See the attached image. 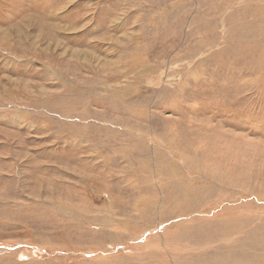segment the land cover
I'll list each match as a JSON object with an SVG mask.
<instances>
[{"label":"rangeland","instance_id":"obj_1","mask_svg":"<svg viewBox=\"0 0 264 264\" xmlns=\"http://www.w3.org/2000/svg\"><path fill=\"white\" fill-rule=\"evenodd\" d=\"M263 6L0 0V264H92V240L118 239L126 257L181 264L185 207L203 205L212 234L264 218ZM54 202L65 216L31 219Z\"/></svg>","mask_w":264,"mask_h":264},{"label":"bare ground","instance_id":"obj_2","mask_svg":"<svg viewBox=\"0 0 264 264\" xmlns=\"http://www.w3.org/2000/svg\"><path fill=\"white\" fill-rule=\"evenodd\" d=\"M259 1V0H258ZM226 2V1H225ZM252 3V2H251ZM251 3L249 4V6L251 5ZM226 5V4H225ZM254 5V4H252ZM184 6V5H183ZM182 7V6H181ZM264 7V6H263ZM255 8V7H254ZM253 8V9H254ZM238 9V8H237ZM257 9V8H256ZM227 10V9H226ZM243 10V9H242ZM262 12V11H261ZM264 12V11H263ZM253 13V12H252ZM257 14V13H255ZM165 15V14H164ZM258 17V16H257ZM262 17V16H261ZM31 21V20H30ZM245 24V23H244ZM243 24V25H244ZM237 27V26H236ZM261 29V28H260ZM67 30V29H66ZM201 30V29H200ZM206 31V30H205ZM259 31V30H258ZM201 32V31H200ZM228 32V31H227ZM230 32V31H229ZM233 32V31H232ZM262 33V31H260ZM198 33V32H197ZM234 33V32H233ZM260 33V34H261ZM10 34V33H9ZM209 34V33H208ZM226 34V33H225ZM231 35V34H230ZM246 35V33H245ZM250 35V34H249ZM254 35V34H253ZM40 36V35H39ZM189 36V35H188ZM236 36V35H235ZM258 36V35H257ZM225 37V36H224ZM247 37V36H246ZM253 37H256L255 35ZM221 38V37H220ZM237 38V37H236ZM261 39V37H258V39ZM238 39V38H237ZM254 40V38H253ZM192 41V40H191ZM248 41V40H247ZM204 42V41H203ZM210 42V41H209ZM242 42V41H241ZM257 43V42H256ZM238 44V43H237ZM248 44V43H247ZM260 44V43H259ZM60 45V44H59ZM58 45V46H59ZM170 45V44H169ZM173 46V45H172ZM234 46V45H233ZM242 46V45H241ZM246 46V45H245ZM254 46V45H253ZM61 47V46H59ZM171 47V46H170ZM231 47V46H230ZM255 47V46H254ZM197 49V48H196ZM194 50V49H193ZM234 51V50H233ZM67 52V51H66ZM190 52V51H189ZM54 53V52H53ZM56 53V52H55ZM69 54V52H68ZM49 55V54H48ZM68 56V55H67ZM71 62V61H70ZM58 65V64H56ZM80 66V65H78ZM82 67V66H81ZM80 67V68H81ZM67 70V69H66ZM77 70V69H76ZM78 73V72H77ZM115 74V72H114ZM234 74V72H233ZM67 75V74H66ZM75 75V74H74ZM70 78V76H69ZM85 78V77H84ZM70 80V79H69ZM198 81V80H197ZM238 81V80H236ZM1 82V81H0ZM110 82V81H109ZM200 83V82H199ZM237 83V82H236ZM78 84V83H77ZM197 84V83H196ZM70 85V83H69ZM234 85V84H233ZM238 85V83L236 84ZM241 85V84H240ZM239 85V87H240ZM80 86V85H79ZM229 86V84L227 85ZM232 86V85H231ZM252 86V85H251ZM75 87V86H74ZM83 88V87H82ZM232 88V87H231ZM230 88V89H231ZM237 88V86H236ZM236 88L234 90H236ZM93 89V88H92ZM226 89H229L226 88ZM72 90V89H71ZM80 90V89H79ZM184 90V89H183ZM242 90V89H241ZM74 91V90H73ZM92 91V90H91ZM228 91V90H227ZM96 92V91H95ZM185 93V92H184ZM95 94V93H94ZM97 94V93H96ZM179 94V92H178ZM183 94V93H182ZM54 95V94H53ZM75 95V94H74ZM79 95V94H78ZM213 95V94H212ZM218 95V94H217ZM56 96V95H55ZM82 96V94H81ZM111 96V94H110ZM114 96V95H113ZM143 96V95H142ZM228 96V95H226ZM231 96V93H230ZM84 97V96H83ZM144 97V96H143ZM79 98V97H78ZM147 98V97H146ZM101 99V98H100ZM99 99V100H100ZM115 99V98H114ZM117 99V98H116ZM125 99V98H124ZM144 99V98H143ZM71 100V99H70ZM123 100V99H122ZM131 100V99H129ZM176 101V100H175ZM82 102H84V100H82ZM224 103V102H223ZM85 105V104H84ZM129 105V104H128ZM174 107V106H173ZM230 109V108H229ZM233 109V108H232ZM88 110V109H86ZM215 110V109H214ZM234 110V109H233ZM83 111V110H81ZM216 113V112H215ZM100 115V114H99ZM225 116V115H224ZM100 117V116H99ZM237 117V116H235ZM234 117V118H235ZM16 118V117H15ZM19 118V117H18ZM103 118V117H102ZM214 118V117H213ZM17 119V118H16ZM117 119V118H116ZM238 119V118H237ZM88 120V119H87ZM233 120H230V122ZM20 122V121H19ZM229 124V123H227ZM114 125V124H112ZM111 125V126H112ZM225 125V124H224ZM73 126V125H72ZM230 126V125H229ZM94 127V126H93ZM220 127V126H218ZM81 129V128H80ZM121 130V129H120ZM82 131V130H81ZM80 131V132H81ZM85 133V132H84ZM120 134V133H119ZM118 134V135H119ZM85 135V134H84ZM70 136V135H69ZM74 136V135H73ZM123 137V136H122ZM80 140V139H79ZM84 140V139H83ZM78 141V140H77ZM116 143V142H115ZM122 143V142H121ZM100 146V145H98ZM110 146V145H109ZM103 147V146H102ZM108 147V146H107ZM106 147V148H107ZM111 147V146H110ZM109 147V148H110ZM126 147V146H125ZM102 151V150H101ZM67 151L64 152V156H63V160H68L69 159V155L65 154ZM77 153V152H76ZM78 155V154H77ZM178 156L180 158L183 159V156L178 154ZM53 158L57 159L58 156H54ZM121 159V158H120ZM144 162V161H143ZM145 164V162H144ZM191 168V167H190ZM233 169V168H232ZM94 170V169H93ZM176 170V169H175ZM191 171L194 173V170L191 168ZM73 189V188H72ZM151 191V189H150ZM68 192V191H67ZM188 192H190L188 190V187H185L184 191H182L181 195L183 196L184 194H187ZM72 193V192H71ZM75 195V194H74ZM243 196V195H242ZM184 198L188 197V196H183ZM69 199V198H68ZM76 199V198H75ZM74 199V201H75ZM206 200V199H205ZM67 202V201H66ZM79 203V202H78ZM77 203V204H78ZM69 205V204H68ZM260 205V204H258ZM74 206V205H73ZM235 206V205H234ZM242 206V205H241ZM52 210L49 212H46L47 214L38 218H31V219H44V220H49L50 217H54L53 219H55L56 217L58 218L59 214L65 216V205L62 204L61 202H54L53 205H51ZM249 209V208H248ZM187 216L185 217H181L182 219L190 221L191 227L189 229H186L184 231H182V233L179 232H175L172 235V238L174 241H176L177 243L183 244L186 247V250L191 254V256L185 258V260L181 263V264H221L223 262L226 261V259L228 258L230 260V263H243V264H264V259H262L261 257H264L263 253H264V218H260V215L258 218H256L258 220V222H254L253 221H249L247 216L242 214V212H240L242 215L238 216V220L237 219H233L230 224L228 225V227L226 228H218L219 230L216 231L214 234H212L211 230H212V222H208V223H202V222H194L197 218L196 215L200 212H202L200 214V217L204 216L205 212H206V208L203 205H195L192 207H185ZM212 210V209H211ZM222 211V210H221ZM220 211V212H221ZM227 211V210H226ZM245 211V210H244ZM243 211V212H244ZM231 212V211H230ZM28 213V212H27ZM208 213V212H207ZM222 213V212H221ZM237 213V212H236ZM234 214V213H233ZM209 215L213 216L214 215V211L212 210V213H209ZM28 216V214H27ZM29 217V216H28ZM30 218V217H29ZM245 222L248 225H250L251 227H253L254 229H256V232L251 234V235H247L246 230H243V227L238 225V222ZM161 229V228H159ZM97 230V229H96ZM99 231V230H98ZM245 234V235H243ZM59 236H64L63 231L58 232ZM234 235H238V238H235ZM82 236V235H81ZM84 236H88L86 233L84 234ZM83 236V237H84ZM212 236L215 237H222L220 239L217 240V242H213L211 243V238ZM87 238V237H85ZM86 240V239H85ZM220 241H230V244H224V245H220L218 247V249L214 250V251H210L209 247L213 244L219 243ZM91 243L93 244L92 246V252H96L99 254L98 259L100 258L99 261H89L92 264H149V260L152 257V254H146V255H140L137 258H132V257H126L125 254L123 253H116L118 248V245L123 243V240L118 239L116 241H113V243L111 245H107L106 247H104V243H101L99 240H92ZM205 243L206 246L203 247L201 244ZM91 244V245H92ZM129 244V243H128ZM36 245V244H35ZM90 245V242H89ZM169 245V244H168ZM91 247V246H90ZM87 248V247H86ZM59 249H62L65 257L63 260L60 261V263L65 262L70 255V251L68 249V247H60ZM165 249V248H164ZM229 249H233L232 253ZM237 249V255L236 257L233 259V252L234 250ZM55 250L54 248L51 249ZM166 251V250H164ZM108 253V252H113L116 253L115 255H117L118 257H116L114 260H106L104 259V254ZM120 254V255H119ZM212 254L214 256V258L216 259V261L212 260ZM88 255V254H86ZM90 255V254H89ZM187 256V255H186ZM92 259V258H91ZM95 259V258H94ZM59 260V259H58ZM50 263L52 264V260H50ZM39 264H47L46 262H40ZM65 264H70L69 262H66Z\"/></svg>","mask_w":264,"mask_h":264}]
</instances>
